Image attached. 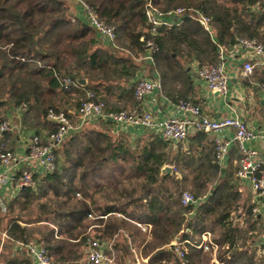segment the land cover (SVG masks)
<instances>
[{"label":"trees","instance_id":"1","mask_svg":"<svg viewBox=\"0 0 264 264\" xmlns=\"http://www.w3.org/2000/svg\"><path fill=\"white\" fill-rule=\"evenodd\" d=\"M82 1L115 27L116 47L107 48L64 0H0V115L25 104V129L43 141L57 129L49 111L76 112L89 92L106 104V112L133 109V82L145 67L149 41L158 52L153 64L146 62L148 75L158 74L168 91L185 81L193 60L200 67L217 65L220 47L230 49L244 39L264 45V0ZM148 1L161 10L183 8L190 17L154 36L145 19ZM195 11L211 19L215 41ZM64 77L74 82L68 91L61 84ZM111 131V123H87L55 150L53 174L36 177L35 190L0 209V264H34L25 249H17L19 243L34 242L48 251L53 264H89L88 242L95 239L111 244L120 264H135L134 251L151 257L149 264L159 258L166 264H213L214 257V264H226L224 259L264 264V245L258 233L250 232L256 218L252 196L237 177L239 165L235 172L231 166L223 172L215 141L174 150L163 139L132 142ZM14 135H0V143ZM195 136L204 140L207 134ZM166 166L178 172L163 176ZM186 190L195 197L188 206L181 201ZM88 213L107 219L92 222ZM138 224L151 230L143 232ZM204 235L210 237L207 251ZM174 241L187 253L184 259L168 248ZM235 247L254 261L240 257ZM204 252L210 254L208 262L200 259ZM196 253L200 256L190 262Z\"/></svg>","mask_w":264,"mask_h":264},{"label":"built area","instance_id":"2","mask_svg":"<svg viewBox=\"0 0 264 264\" xmlns=\"http://www.w3.org/2000/svg\"><path fill=\"white\" fill-rule=\"evenodd\" d=\"M64 1L79 6L84 20L99 34L103 44L107 48L116 47L117 34L115 27L109 26L101 20L97 12L84 1ZM195 14L201 27L215 41L211 19L200 11H195ZM189 17L190 15H187L186 10L183 8L161 10L155 7L151 1H148L145 10L146 23L154 36L158 34L159 29L180 26ZM147 46L148 53L145 61L148 64H153L155 59L154 54L158 52V47L151 41L147 43ZM237 47L252 52L257 58L264 55V45L256 40H239ZM219 60L220 62L217 65L199 67L197 73L211 93L227 96L231 81L226 72V49L223 47L219 48ZM257 65L264 66V60L259 59L257 63H245L244 75L251 76ZM134 82V97L137 106L133 109L106 112V104L103 101L97 100L95 95L89 92L87 93V101L82 103L76 112L71 111L66 113L64 111L50 110L48 120L57 125L56 131L46 136L44 141L39 135L32 134L25 155L1 150L0 203L3 189L7 185H10L14 178L17 179L16 173L18 170L23 168L21 175L17 179L16 196H20L28 190H35L37 187L36 177L53 174L57 170L55 150L67 139L80 132L87 123L96 124L101 121L121 127L123 132L132 131L142 134L146 130L155 131L159 138L173 144L186 141L192 133L215 134L218 136L215 139L218 163L220 165L224 163L231 146L236 144L240 153L237 177L240 179L241 184L250 187L254 194L264 197V159L250 145L258 138V134L251 130L242 119L236 117L218 120L209 119L203 115L202 109L195 103L181 101L178 104L179 113L177 115L163 120H156L152 111H146L140 105L149 97L163 93L164 86L162 81L160 79L151 80L138 77ZM61 84L63 89L68 91L74 85V82L70 77H64L61 80ZM258 88L264 99V85H259ZM18 110L24 112L27 110V106L24 104ZM74 118H78V122H74ZM227 130L234 132L233 140L221 137ZM15 131H17V128L8 120H4L0 115V135ZM78 197L81 199V195L78 194ZM181 201L184 206H188L194 203L195 197L190 192H186L182 194ZM0 205L2 207L5 206L4 203ZM5 208L3 209L5 210ZM121 216L118 214V217ZM87 219L99 221L107 219V216H95L88 213ZM138 227L143 232L151 230V226L146 224H138ZM56 233L61 234L62 231L57 229ZM88 243L87 261L89 264H114L116 251L111 244L101 243L98 239L89 240ZM17 249H25L34 264H53L48 251L37 242L27 246L19 243L17 244ZM135 253L136 251H134Z\"/></svg>","mask_w":264,"mask_h":264},{"label":"crops","instance_id":"3","mask_svg":"<svg viewBox=\"0 0 264 264\" xmlns=\"http://www.w3.org/2000/svg\"><path fill=\"white\" fill-rule=\"evenodd\" d=\"M255 10H257V8ZM78 12L74 10L75 15L78 14L77 17H79L81 20H84L82 14L79 15ZM259 59L264 60V55L260 58H257L252 52L242 50L237 46L226 49V72L229 75L231 81L229 94L227 96L211 93L208 90L205 82L198 76L197 72L200 66L196 61L193 60L192 63L187 67V75H185V81L183 83L176 81L175 84L170 87L169 91L168 89L164 88L163 93L149 97L140 105V107L146 111H152L156 120H163L177 115L179 113L178 104L181 101H188L198 105L202 109L203 115L209 119L218 120L228 117L242 119L251 130L258 134V138L250 145L254 150L258 151L261 157L264 159V99L258 88V83H261V81L264 80V66L257 65V67L260 68L257 70V72H259L257 76L254 75L251 77L252 75H244L245 63H257V60ZM143 63L145 64V67L141 68L140 75L138 76L139 78L144 77L151 80L160 79L158 74H153L151 76L148 75V69L146 68L149 65L144 60ZM134 83L135 82H133V84ZM136 106L137 102L134 107ZM24 113L25 111H19L18 108L12 107L5 113L4 118L1 116L4 120L11 122L13 126L17 128V131L13 132L16 135L13 137H16L15 139L1 141L0 151L4 150L6 147H12L14 149L11 150L12 152L18 153L20 155L26 154L27 145L31 135L37 133L34 130L29 131L25 129ZM112 126L114 128V131H111L112 134L128 135L132 142H137L144 139H147V141L161 140L155 131L146 130L142 134H137L132 131L123 132L121 127L115 126L114 124H112ZM42 134L45 135L46 133L42 132ZM195 135L196 133H192L186 141L179 144L171 143V145L173 146L174 150H177V148L181 145H184L187 149L190 146L200 147V145L203 144V141L212 142L213 144V141L218 138V136L215 134H207V137H204V140H202ZM221 137L227 140H233L234 132L227 130L221 135ZM171 158L174 159V156H171ZM239 159V149L236 144H233L225 158L224 163L221 165L219 163L218 164L223 168V172H225L230 166L231 170L235 172L239 165ZM169 167L173 168V172H178L174 166ZM22 171L23 168L17 171V179L19 175H21ZM1 172L2 168L0 166V173ZM17 179L14 178L13 181H11L12 183L7 185V187H5L1 193L0 204L4 203L6 208L18 197L16 196ZM242 187L247 192H250L252 196L251 206L253 207V212L255 213L256 217L254 229L250 232L258 233V240L264 245V197H258L256 194H254L250 187L245 185H242ZM5 206L2 207L0 205V209L3 212L6 211ZM3 208H5V210ZM243 224L245 225V221L242 222V226ZM246 226H248V224H246ZM207 241L208 240L203 238L204 243H207ZM175 245H178L177 242ZM205 247L207 248L208 246L205 245ZM238 249L239 248H236L240 257L254 261L249 257L242 256ZM222 261H225L226 264H228L225 259ZM163 262L164 259H162V264Z\"/></svg>","mask_w":264,"mask_h":264},{"label":"rangeland","instance_id":"4","mask_svg":"<svg viewBox=\"0 0 264 264\" xmlns=\"http://www.w3.org/2000/svg\"><path fill=\"white\" fill-rule=\"evenodd\" d=\"M68 5H70L75 11H79L78 13H79V15H81L82 14V12H81V10H80V8H79V6L77 7V5H74V4H71V3H69ZM76 16H78V14L76 15ZM75 16V17H76ZM72 21H73V19H72ZM11 151V150H10ZM186 192H190L191 194H192V192L191 191H189V190H186L184 193H186ZM80 195V194H79ZM257 195V194H256ZM258 197L260 196V195H257ZM79 198V197H78ZM80 199V198H79ZM81 199H82V196H81ZM90 221H92V220H90ZM92 222H97V221H92ZM95 226H98V225H95ZM95 226H93L92 227V229H94V228H96ZM91 229H89L87 232H89ZM93 231V230H92ZM206 240H209L210 239V237L208 236V235H204L203 236ZM176 244V241H174L173 243H171L170 245H169V247L168 248H171V249H174L175 250V252L182 258V259H184V256L185 255H187V253L184 251H181L180 250V245L178 244L177 246L175 245ZM205 245H206V243H205ZM205 245L203 246V249H204V251H207L208 250V247L206 248L205 247ZM215 249V251L216 252H214V254L216 255L217 254V247H215L214 248ZM197 254V255H196ZM196 254H193L192 256H194V258L193 259H191L190 260V262H194L195 261V259H196V257L198 256H200V254H198V253H196ZM204 254H205V256L203 257V258H200L201 260H202V262H208V258L210 257V254H209V252H204ZM135 255H136V257L138 258V262H137V258H136V263L135 264H149V263H151L150 261H149V259L151 258V257H148V258H146V259H144L142 256H141V254L140 253H138V252H136L135 253ZM212 255H213V253H212ZM214 255V256H215ZM188 256V255H187ZM130 260V259H129ZM217 259H216V257H214V259H213V264H214V262L216 261ZM184 261H186V262H188V260H184ZM197 261H198V258H197ZM210 263H211V261H210ZM114 264H120L119 262H118V256H117V253H116V260H115V262H114ZM155 264H162V259L161 258H159V260H158V262H155ZM163 264H166L165 263V260H164V262H163Z\"/></svg>","mask_w":264,"mask_h":264},{"label":"water","instance_id":"5","mask_svg":"<svg viewBox=\"0 0 264 264\" xmlns=\"http://www.w3.org/2000/svg\"><path fill=\"white\" fill-rule=\"evenodd\" d=\"M84 84V83H83ZM162 175H173V168L172 167H165L163 170H162Z\"/></svg>","mask_w":264,"mask_h":264},{"label":"bare ground","instance_id":"6","mask_svg":"<svg viewBox=\"0 0 264 264\" xmlns=\"http://www.w3.org/2000/svg\"><path fill=\"white\" fill-rule=\"evenodd\" d=\"M211 23H212V21H211Z\"/></svg>","mask_w":264,"mask_h":264}]
</instances>
